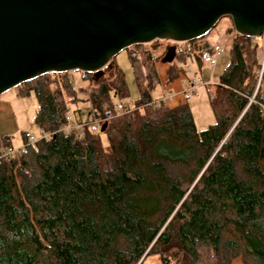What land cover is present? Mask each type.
I'll list each match as a JSON object with an SVG mask.
<instances>
[{"label": "trees", "instance_id": "1", "mask_svg": "<svg viewBox=\"0 0 264 264\" xmlns=\"http://www.w3.org/2000/svg\"><path fill=\"white\" fill-rule=\"evenodd\" d=\"M232 33L217 84L204 88L213 122L201 130L187 101L148 105L129 52L132 103H122L128 92L114 59V78L86 100L73 72L18 86L20 96L33 93V125L45 137L29 144L21 133L15 157H2L14 147L0 137V264H143L150 256L158 264H264V82L250 101L257 44ZM197 46L182 44L176 60L200 63ZM146 57L150 89L157 78ZM114 103L136 109L101 132L61 131L67 115L89 121Z\"/></svg>", "mask_w": 264, "mask_h": 264}, {"label": "water", "instance_id": "2", "mask_svg": "<svg viewBox=\"0 0 264 264\" xmlns=\"http://www.w3.org/2000/svg\"><path fill=\"white\" fill-rule=\"evenodd\" d=\"M222 18L235 34L264 32V0H0V95L45 74L80 72L96 82L131 46L154 41L159 62ZM104 125L100 127L103 131Z\"/></svg>", "mask_w": 264, "mask_h": 264}, {"label": "rangeland", "instance_id": "3", "mask_svg": "<svg viewBox=\"0 0 264 264\" xmlns=\"http://www.w3.org/2000/svg\"><path fill=\"white\" fill-rule=\"evenodd\" d=\"M230 25L231 29L232 24L229 18H222L216 26H218L217 29L213 28L212 31L214 30L213 33H210V35H207L209 41H220L218 43L217 41L215 43L219 44V50H220V55L217 58L216 65L214 69L211 71V68L213 66L207 64L208 66L204 65V68L202 69L201 75L204 79H216L218 74L222 71V69L225 67L227 63V50L225 51L224 47L228 46V43H231L232 40V30H228L227 35L224 36L225 32V25ZM211 34L214 35L211 36ZM220 35V37H218ZM203 38H200L199 40L196 41V44H201L203 42ZM198 42V43H197ZM208 42V41H207ZM213 43V44H215ZM159 44V45H156ZM172 45V43L166 42V41H154L151 42L150 44H144V45H137V46H131L126 50L120 51L115 57H114V62L117 65V67L120 69V71L123 74L125 85L127 88L128 96L125 99H122V103H132L137 98V92L133 83V78H132V73H131V68L130 64L128 61V52L133 54V58L136 62V65L138 67L137 72L140 74L142 77V87L147 89V92L149 94V97L154 95V92L157 90L158 85H156V88L154 89H149L147 86L146 80H144L145 73L146 71L144 68H149L148 62L146 60L144 61V57H146V54L150 56V61L152 64L150 65H157L159 64V61L156 60V57L161 53L160 49L162 50L163 47ZM145 51V52H143ZM224 51V52H223ZM257 51H258V67H259V47L257 46ZM163 53H161L160 56L162 57ZM148 57H146L147 59ZM216 58V57H215ZM175 64H177V60H174ZM187 64V63H186ZM188 64L193 66V68H197V65L195 62L188 61ZM159 65H157L158 68ZM160 67V66H159ZM162 67V66H161ZM162 68H165L164 66ZM174 69V67H172ZM103 75L96 81L92 83H88L86 79L82 78V73L79 74L77 72H73L68 77L72 79L74 82V87L75 88H82L83 93H80L78 96L82 100L87 99V95L90 93V91H93L97 88L98 84L102 82H109L114 78V71H112V65L110 68H103ZM197 71V70H196ZM91 77L90 74H88ZM197 77V76H196ZM263 78V77H262ZM264 79V78H263ZM263 83L260 84V86ZM153 85V82H152ZM257 82L256 79L254 81V86H253V91L254 92L256 88ZM212 86V85H211ZM18 87V86H17ZM17 87L9 89L5 91L4 93L1 94L0 100L6 99L8 106L2 105L0 107V129L1 133L0 135L5 136L8 140H10L11 146L18 148L21 145V133L24 132H29L32 134L35 138L39 137L38 131L33 125V118H34V113L36 110V101L33 93H29L28 95L25 96H20L18 95V89ZM148 87V88H147ZM153 87V86H152ZM15 92V93H14ZM79 93V92H78ZM14 95V97H13ZM171 96V95H167ZM167 96H162L159 99L165 98ZM174 97V95H172ZM12 97L14 98L12 100ZM153 97V96H152ZM151 98V97H150ZM8 99V100H7ZM179 100L176 102H173L175 99L172 98L170 101H167L166 105L170 106L173 103L174 106L178 103V101H183L181 97H178ZM152 100H155V98H152ZM187 103L189 105V108L191 110L193 119H194V124L197 130H201L205 128L208 124L213 122V117L211 115V112L208 107V101H207V95L204 92V89L199 90V95L196 97H191L189 100H187ZM87 103H79L78 108L83 109ZM72 108L70 107V110ZM100 139L102 141V144L105 146L106 141L105 138L102 134H100ZM55 231V230H53ZM55 234H57V238L59 242H62L63 239L61 237V234L59 231H55ZM46 244L45 239H41V246H44ZM143 264H158V259L154 256H150L146 258L143 261Z\"/></svg>", "mask_w": 264, "mask_h": 264}, {"label": "built area", "instance_id": "4", "mask_svg": "<svg viewBox=\"0 0 264 264\" xmlns=\"http://www.w3.org/2000/svg\"><path fill=\"white\" fill-rule=\"evenodd\" d=\"M252 39L255 40L257 46L259 47L260 57H259V67L256 72L257 85H256L254 92L252 93V96L250 97V101L254 100V98L256 97L257 91L260 87V84L264 82V79H263L264 78V32L262 33L260 37L252 38ZM182 44H185V43L175 44L176 54H178V50H180V47L182 46ZM197 47H198L197 53L199 54V58L201 62L204 64H209L213 66L215 64V57L220 53L219 44L218 43H215V44L203 43V44L198 45ZM203 86H204V83L201 81V79L199 78L193 79L188 85L185 86V88L180 93V97L183 100V102L187 101L191 97L198 96L200 87H203ZM172 98L173 96L171 95V96H167L162 99H155V100L151 99L148 105H153L154 107L166 105L167 104L166 102L170 101ZM135 109H136L135 107L129 104L125 105L122 103H116V104L114 103L113 109L110 110V108H108L107 105L103 104L101 105V108H100V116L90 119L89 121L84 118L86 115H84V117H81V118H76L75 121H72L70 116L67 115L65 117V121L67 122V124L66 126L61 128V131L67 132L69 130L70 131L75 130L78 136L84 129H88L91 132H95L99 130L100 126H102L103 124H106L112 118H115L119 115L127 114ZM262 110L264 111V107H262ZM23 137L25 140H27L29 144H33L38 138H44L45 136L35 138L29 132H24ZM17 152H18L17 148H6L4 149V154L2 155V157H7V156L15 157L17 155Z\"/></svg>", "mask_w": 264, "mask_h": 264}, {"label": "crops", "instance_id": "5", "mask_svg": "<svg viewBox=\"0 0 264 264\" xmlns=\"http://www.w3.org/2000/svg\"><path fill=\"white\" fill-rule=\"evenodd\" d=\"M219 22V21H218ZM218 24V23H217ZM216 24V25H217ZM215 25V29H217L218 28V26H216ZM232 30L231 29V26L230 25H225V32H224V36H226L227 35V32H228V30ZM214 32V30L212 31H210L209 33H207L206 35H204L203 37H201V38H203L202 40H203V42H201V44H203V43H210V44H212V43H215L216 41L218 42V40H216V41H209L208 40V37H207V35H210V33H213ZM233 34V33H232ZM211 36H213L214 37V35L213 34H211ZM218 37H220V35L218 36ZM200 39V38H199ZM199 39H197V40H199ZM197 40H194V43H196V41ZM208 41V42H207ZM198 43V42H197ZM218 43H220V41L218 42ZM196 45H200V44H196ZM229 45H230V43H228V46H225L224 48V50L226 51L227 50V52H228V47H229ZM220 47V46H219ZM164 49V48H163ZM161 50L160 49V52L161 53H163L164 52V50ZM198 51H195V53L198 55V53H197ZM224 52V51H223ZM161 53L158 55V56H160L161 55ZM220 55V53L216 56V58H215V64H214V66H213V68H211V71L210 72H212V70L214 69V67H215V65H216V62H217V58H218V56ZM163 56V55H162ZM160 58L161 57H156V60H160ZM174 60H176V55H175V57H174V59H173V61L171 62V63H168V64H162V63H160L159 62V64H157V65H159L158 66V68H157V65H154V71H155V73H156V81L155 82H153V85H151V89H155L156 88V85H158V88H157V90L154 92V95H152V96H150L151 97V99L152 98H155V99H159L160 97H162V96H167V95H174V101L173 102H176L177 100H179L178 99V97H180V93H181V91L185 88V86L186 85H188L193 79H195V78H199V79H201V81L204 83V86L203 87H200V89H204V88H206V89H208V90H211V88H212V86H215L216 84H217V77H216V79L214 80V79H204L203 77H202V75H201V72L200 71H202V69L204 68V65L205 66H208L207 64H204V63H202L201 62V60L199 59V61H200V63H197L194 59H189V57L187 56V57H185V59H184V61L182 62V61H178L177 60V64L176 65H174L175 64V62H174ZM192 61V62H195V64L197 65V68L195 69V68H193V66H191V64L189 65L188 64V61ZM227 62H228V57H227ZM187 63V64H186ZM227 64V63H226ZM164 66L165 68H162V67ZM226 66V65H225ZM172 67H177V68H183V70H184V72L182 73V72H178L177 73V75L175 76V77H173L171 80H168L167 79V74H168V71H170L171 69H173ZM197 70V71H196ZM197 76V77H196ZM212 85V86H211ZM153 86V87H152ZM15 93V92H14ZM0 97H1V95H0ZM13 97H14V95H13ZM12 97V100L14 99ZM8 100V99H7ZM189 100V99H188ZM183 101H178V103H182ZM177 103V104H178ZM174 104L175 103H173L172 105H170V106H174ZM2 105H4V106H8V103H7V101H6V99H4V100H0V107L2 106ZM167 106V105H166ZM210 110V109H209ZM1 124V123H0ZM0 133H1V129H0ZM0 137H5L4 136V134L3 135H0ZM9 142H10V140H9ZM11 144V143H10ZM21 146V145H20ZM19 146V147H20ZM18 147V148H19ZM15 148V147H14ZM231 264H241V262L239 261V259H236V260H233L232 262H231Z\"/></svg>", "mask_w": 264, "mask_h": 264}, {"label": "flooded vegetation", "instance_id": "6", "mask_svg": "<svg viewBox=\"0 0 264 264\" xmlns=\"http://www.w3.org/2000/svg\"><path fill=\"white\" fill-rule=\"evenodd\" d=\"M156 45H159V44H156ZM164 48V47H163ZM164 50V49H163ZM163 54H164V52H163Z\"/></svg>", "mask_w": 264, "mask_h": 264}]
</instances>
